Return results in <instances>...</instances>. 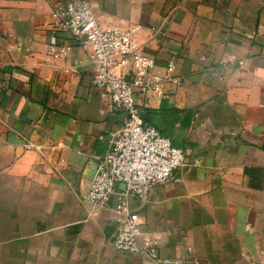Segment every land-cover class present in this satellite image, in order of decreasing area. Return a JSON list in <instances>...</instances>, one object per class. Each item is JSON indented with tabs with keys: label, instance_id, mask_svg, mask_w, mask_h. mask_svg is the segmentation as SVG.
Instances as JSON below:
<instances>
[{
	"label": "crops",
	"instance_id": "obj_1",
	"mask_svg": "<svg viewBox=\"0 0 264 264\" xmlns=\"http://www.w3.org/2000/svg\"><path fill=\"white\" fill-rule=\"evenodd\" d=\"M58 1L0 0V264H148L113 247L114 196L85 199L124 116L70 34L50 36ZM88 1L102 28H137L154 76L172 67L180 82L140 102L188 162L129 202L160 255L264 264V0Z\"/></svg>",
	"mask_w": 264,
	"mask_h": 264
},
{
	"label": "built area",
	"instance_id": "obj_2",
	"mask_svg": "<svg viewBox=\"0 0 264 264\" xmlns=\"http://www.w3.org/2000/svg\"><path fill=\"white\" fill-rule=\"evenodd\" d=\"M50 36L70 34L93 66L92 84L104 101L123 113L119 129L111 133L104 154L96 158L95 174L88 185L85 199L107 205L113 197L115 224L112 244L115 250L142 257L148 264H186L162 257L153 235L143 228L131 200H145L155 187L170 182L187 166L182 150L154 127L144 125L140 102L160 93L165 83L179 85L171 75L154 76V61L141 55L133 45L137 28H102L88 0L58 1L51 7ZM52 56L64 58V46L48 47ZM120 71V73H118ZM119 185L124 189L119 190Z\"/></svg>",
	"mask_w": 264,
	"mask_h": 264
},
{
	"label": "water",
	"instance_id": "obj_3",
	"mask_svg": "<svg viewBox=\"0 0 264 264\" xmlns=\"http://www.w3.org/2000/svg\"><path fill=\"white\" fill-rule=\"evenodd\" d=\"M119 188H121V190H123L124 189V186L123 185H119Z\"/></svg>",
	"mask_w": 264,
	"mask_h": 264
}]
</instances>
